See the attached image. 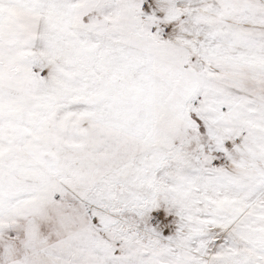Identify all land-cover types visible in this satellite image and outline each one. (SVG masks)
Masks as SVG:
<instances>
[{
	"label": "snow or ice",
	"instance_id": "1",
	"mask_svg": "<svg viewBox=\"0 0 264 264\" xmlns=\"http://www.w3.org/2000/svg\"><path fill=\"white\" fill-rule=\"evenodd\" d=\"M0 264H264V0H0Z\"/></svg>",
	"mask_w": 264,
	"mask_h": 264
}]
</instances>
